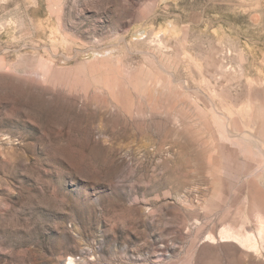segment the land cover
Masks as SVG:
<instances>
[{"label": "rangeland", "instance_id": "1", "mask_svg": "<svg viewBox=\"0 0 264 264\" xmlns=\"http://www.w3.org/2000/svg\"><path fill=\"white\" fill-rule=\"evenodd\" d=\"M263 233L264 0H0V264H264Z\"/></svg>", "mask_w": 264, "mask_h": 264}, {"label": "bare ground", "instance_id": "2", "mask_svg": "<svg viewBox=\"0 0 264 264\" xmlns=\"http://www.w3.org/2000/svg\"><path fill=\"white\" fill-rule=\"evenodd\" d=\"M262 228H263V226H262ZM263 230V229H262ZM264 234V233H263Z\"/></svg>", "mask_w": 264, "mask_h": 264}]
</instances>
